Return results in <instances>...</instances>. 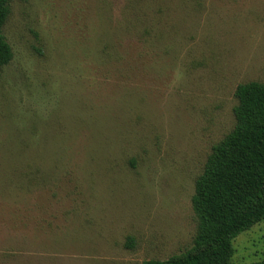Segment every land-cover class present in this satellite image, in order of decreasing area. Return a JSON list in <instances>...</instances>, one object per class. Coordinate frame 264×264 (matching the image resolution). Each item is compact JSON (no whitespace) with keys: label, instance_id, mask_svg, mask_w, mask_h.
I'll list each match as a JSON object with an SVG mask.
<instances>
[{"label":"rangeland","instance_id":"obj_1","mask_svg":"<svg viewBox=\"0 0 264 264\" xmlns=\"http://www.w3.org/2000/svg\"><path fill=\"white\" fill-rule=\"evenodd\" d=\"M4 34L0 264L191 247L195 181L236 88L264 83V0H16ZM233 245L238 264L264 259V221Z\"/></svg>","mask_w":264,"mask_h":264},{"label":"trees","instance_id":"obj_2","mask_svg":"<svg viewBox=\"0 0 264 264\" xmlns=\"http://www.w3.org/2000/svg\"><path fill=\"white\" fill-rule=\"evenodd\" d=\"M15 1L0 0V73L15 55L4 34ZM235 95V125L213 145L195 181L192 207L197 229L192 246L142 264H238L233 240L264 221V83H239ZM128 240L134 247V238ZM242 264H264V259Z\"/></svg>","mask_w":264,"mask_h":264}]
</instances>
